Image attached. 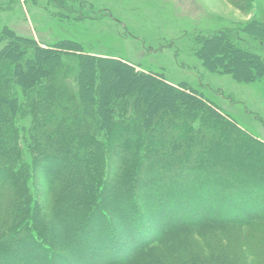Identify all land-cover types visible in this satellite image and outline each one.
I'll list each match as a JSON object with an SVG mask.
<instances>
[{"label":"trees","instance_id":"trees-1","mask_svg":"<svg viewBox=\"0 0 264 264\" xmlns=\"http://www.w3.org/2000/svg\"><path fill=\"white\" fill-rule=\"evenodd\" d=\"M56 7L61 8L58 2ZM82 10L81 6L70 12L77 14ZM103 17H108V11L105 10L99 14L98 19L102 20ZM245 31L264 41V24L253 21L246 26ZM234 35V38L228 36L224 29L210 33L203 41L201 53L209 59V56L212 58L211 51L215 48H217L215 52L228 51L236 67H241L240 71L243 70L244 73L247 70L249 76L253 75V72L264 69V58L238 48L239 42L248 46L249 41L242 39L236 33ZM22 40L27 39L17 37L14 52L10 55L14 58L5 59L2 65L7 80L15 79L24 88L25 84L32 81L33 70H20L21 65L16 61V58L23 54L28 56L31 52L30 49L25 48L26 45L22 43ZM61 46L70 50L78 45L70 42L63 43ZM31 48L33 53L31 60L40 65L41 69L53 71L54 67H57L59 57L52 50L36 44ZM93 62L91 58L84 61L82 70L77 74L79 82V86L75 89L77 93L73 92L75 95H69L68 99L72 101V105L68 102L63 104V99L57 97L61 95H55V85L42 84L41 81L32 85L35 89L24 88L29 96L27 103L23 105H21V99L14 93L13 98L10 99L0 90V154L4 156L8 164L2 163L3 158L2 161L0 160V264H61V262L62 264H175L170 257L153 253L152 244L154 243L164 245L170 253H178L177 260L180 264H252L255 258L258 261L260 258L263 262L261 257L264 254L263 241L245 242L240 245L233 243L225 247L221 242H215L217 240L207 242L204 237L208 230L223 231L225 227L233 224L248 227L257 222L264 223V167L262 166L264 143H260L240 129L234 120L225 116L203 94L196 92L186 98L182 105L185 111L180 112L175 107V100L179 97L175 86L168 87L163 82L153 80L157 77L153 73L145 74L136 67H128L122 62L110 60L101 61L98 66L101 68L102 82L99 85L100 97L95 113L97 118L95 121L92 120L93 123L88 126L87 131L82 120L83 115L87 114L91 108L92 97L95 94L93 89L95 90L96 83L93 77L96 62L94 64ZM240 71L236 69L234 72L236 78L245 79V75ZM111 73L112 75H129V79L132 78L139 83L138 89L143 93L149 94L154 90L157 94L156 101L147 102L145 106L139 105L140 110L137 113V104L125 95L120 98L115 97L112 107L111 105L109 107L110 89L121 88L111 86L110 81L106 82L108 81L106 77ZM114 80L113 77L112 81ZM3 82V76L0 75V86ZM7 82L9 81L4 83ZM187 88L189 90V87ZM47 94L50 101L39 106L40 102L36 97L47 96ZM182 94L184 93L180 95ZM130 102L134 104L131 105ZM162 104L167 106V111H163L167 116L166 120L163 124L159 121L155 123L154 112ZM3 107L6 109L4 112ZM23 110L24 112L31 110L36 118V123L31 127L16 125L17 115ZM118 116H122L124 121H115V117ZM74 120L75 125L77 122L83 128L82 132H86L85 137H89L92 142V145L88 144L89 149L83 159L76 160L74 156L68 157L71 162L72 158L76 160L75 164L83 174L82 176L79 174L81 171L79 169H72L73 178L67 174L70 191L67 190V186L65 187L57 179L55 180L52 174H49L48 203L41 207L38 202H34L29 189L32 182L31 168L36 164L44 166L43 162L46 160L51 161L52 164L57 161L54 156L48 157L51 153H47L43 137L47 135V138H54V135H50V130H54L53 132L63 130L66 134L71 130L77 135L80 130L72 126ZM183 122L186 123L184 130H187L191 139H193L192 133H198L202 137L210 135L209 141L220 145L228 143L229 140L233 142L231 145H223L226 147L224 151L232 153L243 145H247L250 149L238 155L235 151V155L232 154L233 159L227 158V161L223 162L226 163L220 166L222 169L208 172L207 177L198 176L203 170H209L207 166H210L212 157L216 154L208 157L210 159L207 165L199 162L193 165L187 155H194L197 147L182 141L179 130L183 129ZM196 122L200 123L197 127H195ZM212 126H216L217 130H214ZM164 127L169 129L168 133H172L175 139L172 145L174 150L170 147L164 148L168 146L167 143L163 147H157L150 142L158 133L163 135ZM3 130L7 133L3 134ZM132 132L136 137V148L130 150L131 154L126 164L125 162L119 164V170L116 173L118 199L112 201L109 197L112 192H109V185L107 188L103 187L102 176L105 175V171L102 166L97 169L88 168L86 158H98L96 155L98 147H104L101 142L105 141L100 134H104L108 140V147L111 146L113 153L117 154L125 150L126 144L113 145L111 143L112 137L115 136L113 134L129 141ZM26 134H29L30 139L34 141L33 145L28 146L24 142V139L28 137ZM100 139L103 140L100 141ZM28 149L29 154L33 156L30 162L26 153ZM252 152H256L257 155ZM253 155L259 158L261 166L253 161L255 159ZM116 160L118 159L115 158L113 164ZM62 163L59 165H63ZM7 168L10 171L8 177L5 172ZM232 169H238L240 173L235 176L233 172L237 171ZM110 182L111 180L108 181L109 184ZM92 185L94 189L87 190V187ZM205 186L212 190V196L216 198V207L204 206L206 204L204 200L207 199ZM258 194L261 195L259 197L261 202L257 198ZM237 201H243L244 207L229 204ZM75 203H78V206L74 210L75 213L73 214L72 211L71 214L70 211ZM177 203L180 205H175ZM223 204L227 205L226 208L222 207ZM34 209L40 211V217L46 211L47 219L51 218L50 216L60 218L65 214L66 221L62 228H66L69 223L75 224L78 230L59 236L55 228L47 230L44 223H39L41 219ZM27 219L32 220L29 226L25 224ZM30 228H33L39 237L31 234ZM184 230L202 237L207 255L192 248L188 242L183 243L184 238L180 236V232ZM105 240L106 243L108 241V247L101 249ZM127 241L129 244L124 246ZM96 247L101 253L92 252L91 254L89 250L92 251ZM151 251L152 259L149 255ZM87 254L91 255L95 262L91 263ZM106 260L108 262L105 263Z\"/></svg>","mask_w":264,"mask_h":264},{"label":"rangeland","instance_id":"rangeland-1","mask_svg":"<svg viewBox=\"0 0 264 264\" xmlns=\"http://www.w3.org/2000/svg\"><path fill=\"white\" fill-rule=\"evenodd\" d=\"M57 2L62 9L56 7ZM81 6L83 9L81 12L77 14L70 12ZM105 10L108 11V17H103L102 20H99V14ZM253 21L264 24V0H0V75L3 76L4 82L9 81L7 83L3 82L0 90L7 94L10 99L16 95L21 99L20 102L23 105L25 102L27 103L29 96L28 91L24 88L33 87L32 89H35L32 85L41 81L43 82L42 84L55 85V95H61L56 96L59 99H63V104L68 102L72 105V101L68 99L69 95H73L75 89L79 86L77 74L82 70L84 61L86 62L91 58L96 62L95 75L94 73L92 74V76L94 75L93 78L95 79L96 86L95 90L93 89L95 91L92 97L93 104L87 114L83 115V126L87 130L88 126L93 123L92 120L95 121L97 118L95 113L100 97L99 85L102 82L101 68L98 67L100 62L104 60L117 63L122 62L128 67H136L142 73H153L154 76H157L153 80L159 83L163 82L168 87L175 86L176 93L179 96L175 100V107L180 112L185 111V107L182 108V105H184L186 98L191 97L196 92L198 94L201 93L206 99L215 104L225 116L234 120L240 129L257 139L260 143H264V69L256 73L253 72V75L249 76L247 70L244 73L243 70L240 71L241 67H236L234 59L228 51L219 50L215 52L217 49L215 48L214 51H211L212 58L209 56V59H206L207 56L201 53L204 39L210 33L224 29L227 31V35L232 38L235 37L234 34L236 33L242 39L249 41L248 46L239 42L237 44L238 48L251 51L264 58V41L257 39L245 31L246 26ZM17 37L27 39L22 40V43L26 45L25 48L27 47L31 51L28 56L23 54L19 58H16L18 64L21 65L20 70H33L32 81L29 84H25L24 88L15 79L10 80L9 78L7 80L2 65L5 59L14 58L10 55L14 52L13 49L16 46ZM70 42L78 46L70 50H66L61 46L63 43ZM35 44L42 48H49L59 57V63L53 69L55 72L41 69L40 65L38 66L34 60H31L33 58L31 47H34ZM210 62H212L211 68L208 67ZM236 69L242 72L246 78H236L234 74ZM118 75H112L111 73L106 77L108 80L106 82L110 81L111 86L121 87L116 90L110 89L108 96L109 107L110 105L112 107V101L115 100V97L120 98V96L125 95L132 98L131 100L137 104V113L140 110L139 105L145 106L144 104L147 102L156 101L157 94L154 90L149 92V94L143 93L138 89L139 83L132 78L129 79V75ZM123 76L125 79H123ZM113 77L115 78L114 81H112ZM86 86L87 84H85ZM187 87H189V90H187ZM181 93L184 94L180 95ZM48 96L49 94L47 96L38 95L36 97L37 101L40 102L39 106L41 104L43 106L50 101ZM75 102L77 103L76 100ZM134 103L130 102L131 105ZM166 107V105L162 104L155 110V123L159 121L163 124L166 120L167 116L163 112L167 111ZM4 110L6 109L3 107V112ZM118 117H115V121H124L122 116ZM35 120L36 118L31 113V110L28 112H24L23 110L17 115L16 125L31 127V125L36 123ZM95 123L97 124V122ZM76 124L74 120L72 126L80 130L77 135L75 131L71 132V130L67 134L63 130L62 132L50 130L49 133L50 135H54V138H47V135L43 137L46 143V151H48L47 153H51L48 157L54 156L58 162L54 161L52 164L50 163L51 161L46 160L43 162L44 166L36 164L31 168L32 182L29 189L34 202H38L41 207L46 206L48 203L49 174H52L55 180L57 179L65 187L67 186V190H69L70 182H68L67 174L70 178H73L74 174H71L72 169L81 170L75 164L76 160L78 158L83 159L84 154H87L89 149L88 144L91 143L90 145H92L91 139L87 138V136L85 137L86 132H82L83 128L77 122ZM199 124V122H196L195 127L199 126ZM185 125L186 123L183 122V129L179 130L182 134L180 136L182 141L187 145L191 146L193 144L197 147L194 155L191 156L186 153L187 158L191 160L193 165L197 162L207 165L210 159L208 157L216 154V156L212 157V165L207 166L209 170H203L198 176L207 177L206 174L208 172H215L218 168L222 169L220 166L226 163L223 162L227 161V158L233 159L234 156L232 154L235 151L237 152L235 154L238 155L250 149L247 145H243L231 153L224 151L226 147L223 146L226 144L231 145L233 142L230 140L227 141L228 143L220 145L209 141L210 135H208L209 137H202L198 133H192L193 139H191L187 130H184ZM212 128L217 130L216 126H212ZM168 131L169 129L167 130L164 127L163 135H159V133L156 136L154 135L155 139H152L150 142L154 143L157 147H163L167 143L168 146L164 148L170 147L174 150L172 145L175 139H173L172 133H168ZM133 132L129 141H125L124 138L113 134L115 135L111 141L113 145L118 144L122 146L123 143L126 144L124 151L116 152L118 155L113 153L111 146L108 147V140L104 137V134H100V137L103 136L105 141L101 142V144H104V147H98L96 154L98 158H86L88 168L95 167L97 169V167L102 166L105 171V175L102 176L103 187L107 188L109 185V192L112 191L109 197L112 201L118 199V179L116 173L119 170V164H122V162L126 164L131 154L130 150L136 148V137H134ZM5 133L7 132L3 130V134ZM166 133L168 134L166 135ZM26 135H28V137L25 136L27 141L23 138L26 145H33L34 141L30 139L29 134ZM103 139H100V141ZM29 151V149L26 150V153H28L27 159L30 162L33 156L29 154ZM249 152L251 151L249 150ZM254 153V155H257L256 152ZM254 155L253 157L257 159L253 161H256L257 165L261 166L260 164L262 163H259V158ZM69 156H74L73 158L76 160L71 157V162L68 159ZM2 158L3 161L1 160ZM115 158L118 160L113 164ZM0 160L5 165H8L2 154H0ZM59 163L63 165H59ZM262 166L264 167V164ZM232 170L237 171L233 172L235 176L240 173L238 169ZM5 172L6 177L10 176L8 168ZM79 174L82 176V170ZM109 180H111L110 184L108 183ZM90 186L87 187V190L94 189L93 185L92 187ZM204 189L206 191L205 198H207L204 200L206 203L204 206L216 207V198L212 196V190L206 186ZM116 196L117 198H114ZM260 196L258 194L257 198L261 202ZM234 199L237 200V198ZM243 203V201H237L230 202L229 204L243 208ZM175 205L180 204L177 203ZM223 205L222 207L226 208L227 205H224L225 207ZM77 206L78 203L72 206L71 214L72 211L73 214L75 213L74 210ZM36 211L34 209V212ZM45 214L46 211L40 217V211L37 213V216L41 219L39 223H44L47 230L55 228L54 230L58 232L59 236L61 234L63 236L67 235L70 232L74 233L78 230L75 224L69 223L66 228H62V225L66 221V218H64L65 214L60 218L50 216L51 218L49 219L46 218L47 214ZM56 214L58 215V212ZM30 221L32 220L27 219L25 221L26 226L30 225ZM103 227L108 228L107 226ZM263 229V222H257L248 227L233 224L225 227L223 231L208 230L204 239L207 242L217 240L215 242H221L225 247H229L233 243L240 245L245 242L263 241L264 244ZM29 231L31 234L36 235V237H39L33 228H30ZM180 233V236L184 238V244L188 242L192 248H195L204 255L208 254L206 248H204L205 241L202 240V237L196 235V233L193 234L194 232H189V230H184ZM128 244L127 241L124 243V246ZM152 245V249H154L153 253L170 257L175 264H180L177 260L178 253H170L164 245L158 243ZM98 247L100 248V245ZM98 247L94 248V251L90 249L89 252L91 254L92 252L101 253ZM101 247V249L108 247V241L106 243L105 240ZM87 255L91 263L95 262L91 255ZM149 255L152 259V251ZM261 257L263 262L260 261V258L259 261L255 258L252 260V264H264V254Z\"/></svg>","mask_w":264,"mask_h":264},{"label":"bare ground","instance_id":"bare-ground-1","mask_svg":"<svg viewBox=\"0 0 264 264\" xmlns=\"http://www.w3.org/2000/svg\"><path fill=\"white\" fill-rule=\"evenodd\" d=\"M108 262V260L105 261V263Z\"/></svg>","mask_w":264,"mask_h":264}]
</instances>
